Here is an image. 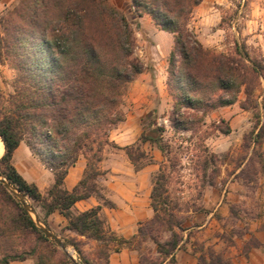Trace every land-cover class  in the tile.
<instances>
[{
    "label": "trees",
    "instance_id": "16d2710c",
    "mask_svg": "<svg viewBox=\"0 0 264 264\" xmlns=\"http://www.w3.org/2000/svg\"><path fill=\"white\" fill-rule=\"evenodd\" d=\"M202 1L131 0L132 22L107 0H18L0 15V63H9L17 71L15 94L11 96L13 107L0 116V137L5 149L0 158V175L38 201L46 218L58 211L67 219L65 230L105 246L116 242L137 249V238L145 236L154 223L166 222L171 236L165 242L152 238L158 245L159 259L148 264H162L165 259L166 264H175L174 253L181 240L175 228L183 229L178 215L168 211L171 201L164 169L153 179L155 216L139 228L133 239L123 240L109 232L99 216V206L82 212L74 206L93 193L110 204L98 186L97 179L103 172L97 165L111 130L125 119V91L144 70V63L135 55L137 42L132 26H139V17L148 14L159 29L174 37L168 59V90L174 104L170 121L176 130L194 129L210 110L235 102L249 74L257 73L254 63L250 68L240 66L234 57L216 54L200 42L190 21ZM154 128L164 131L163 127L154 126L142 140H158L153 135ZM219 129L228 132L229 127ZM262 132L257 134L256 142H260ZM22 141L54 173L55 183L46 196L13 164L14 152ZM128 153L141 167L138 161L146 154L141 150L135 154L133 149ZM80 154L88 158V168L78 186L66 190L64 178ZM216 158L212 153L204 161V168L215 164ZM42 223L49 228L47 219ZM31 239L30 249L15 250L31 244ZM69 242L82 256L79 242ZM0 247L12 249L0 258V264L36 254V264H74L1 181ZM108 250L110 253L112 249ZM201 264L224 263L222 259H202Z\"/></svg>",
    "mask_w": 264,
    "mask_h": 264
},
{
    "label": "crops",
    "instance_id": "0c3cea01",
    "mask_svg": "<svg viewBox=\"0 0 264 264\" xmlns=\"http://www.w3.org/2000/svg\"><path fill=\"white\" fill-rule=\"evenodd\" d=\"M14 1L0 0V11ZM138 20L141 28L144 22H150L153 36L166 39L162 48V45L158 46L164 56L169 55L174 43L173 34L159 29L148 14ZM12 71L0 63L1 82L6 74L10 77ZM168 77V65L162 69L144 68L127 87L125 119L111 130L109 143L104 147L102 160L97 165L103 172L97 179L98 186L110 204L93 193L77 201L74 206L79 212L99 206V216L105 228L123 240L133 239L139 228L155 216L152 206L153 179L168 161L169 150L166 146L171 147L175 142L171 135L190 133L191 136L193 133V129L176 130L171 125L170 114L174 104L168 90ZM242 110L244 108L236 100L210 110L203 117L202 124L211 120L228 124V132L216 127L204 138L206 146L216 155L228 152L237 155L244 147L246 133L250 132L247 126L251 124L252 140L248 157L243 162L224 161L216 181L213 184L206 182L202 191L203 208H190L187 211L190 218L183 226L181 240L174 253L175 264H201L202 259L207 262L222 259V263L228 264H264V133L260 142L255 140L264 116L259 117L261 122L255 123L253 112L251 118L249 111ZM149 116H154L156 121L148 123ZM245 119L248 124L242 123ZM154 125L164 128L159 135L153 134L158 140H142L144 135L151 134ZM137 147L146 154L145 158L140 159L139 168L128 153ZM258 150L262 152L263 160L259 156L258 159L253 158ZM251 155L254 170L252 177L246 179L241 173ZM34 158L26 142L22 141L14 152L13 164L27 181L35 183L43 194H47L55 183L54 173L40 160L39 165ZM27 164L33 171L29 170L31 167L28 165V168ZM37 168L40 170L37 171ZM87 168L88 158L80 154L76 163L69 168L63 188L74 190ZM242 204L252 210L250 215L245 212V218L234 208ZM47 219L50 225L60 228L67 225V219L58 211L51 213ZM66 231L76 235L70 230ZM167 261L165 259L162 264ZM109 264H141L140 252L122 245L119 250L110 253Z\"/></svg>",
    "mask_w": 264,
    "mask_h": 264
},
{
    "label": "rangeland",
    "instance_id": "374dc122",
    "mask_svg": "<svg viewBox=\"0 0 264 264\" xmlns=\"http://www.w3.org/2000/svg\"><path fill=\"white\" fill-rule=\"evenodd\" d=\"M107 1L125 13L130 22L134 21V8L131 6V0ZM17 2L18 0H15L10 6L3 8L0 11V15ZM190 25L200 42L214 53L234 57L240 63V66L243 67L250 68L252 67V63L257 66V73L252 72L249 74L247 83L241 86L237 101H239V105L242 108L247 107V109L244 108V110L249 111L251 118L253 112L255 123L261 122L259 117L262 115L264 116V0H203L199 8L198 6L195 7ZM132 26L135 29V38L137 42L135 55L144 63V68L147 70H154L157 67L160 69L166 67L169 63V55L164 56L158 46V44H160L162 48L166 43V39L163 36H153L152 28H150L152 24H150V22H144L143 28H141L140 25L136 26L132 24ZM4 65H7L13 71L10 77L6 74V77L2 78V82L0 80V116L9 108L13 107L11 96L15 94V80L17 76V71L9 63ZM127 101L128 88L122 100L123 110ZM244 110H242V112ZM154 121H156L154 116H149L147 119V122L150 124ZM244 122L247 123L246 119L242 121L243 124ZM154 126L158 128L161 127L160 125ZM216 127L225 129L228 127V124L225 122L216 123L212 120L204 124L198 123L193 129L191 136L190 133L178 134L179 136H177L176 133L175 136L171 135V137L174 138L173 140H175V142H172V146H166L169 151L164 172L167 176V194L171 201V206H169L168 211L173 210L178 215V219L183 222V226L190 218V215L187 214L190 208L194 210H201L203 208L202 191L204 185L210 180L216 181V177L221 171L220 165L224 161H234L235 163L243 162L248 157L249 143L252 140V130H250L252 124L247 126L250 132L246 133L244 147H242L237 155L233 156L229 152L217 155L216 163L209 164L204 168V161L213 153L209 147L206 146L204 138L207 134L214 132ZM260 130L264 133V121L261 124ZM153 131L154 135H159L160 133L156 128H154ZM171 132L174 133L173 130H171ZM185 140H188V143H185ZM133 151L136 154L137 151H140V148L139 150L133 149ZM258 156L263 160L262 152L259 150L253 158L258 159ZM34 157L40 165L38 161L39 158L35 155ZM252 160L251 155L241 173L246 179L252 177V172L254 170V168H252ZM138 163H140V160ZM28 165L29 164H27V167ZM1 168L2 165L0 164V169ZM29 170L33 171L32 167L29 168ZM38 170L40 169L37 168V171ZM10 193L12 192L10 191ZM44 195L46 196L47 194ZM14 196L17 198L16 195ZM26 200L35 208L36 215L41 222L47 219L38 201L27 195ZM234 208L238 213L243 215L244 218L246 217L245 212L247 214L249 213V215L252 213V210H249L248 206H243V204L235 206ZM31 216L35 218L34 214H31ZM165 218L167 220V217ZM166 225V222L162 221L154 223L152 227L147 230L145 236H140L134 242V246L140 252V260L144 264L159 259V255L157 254L158 245L152 238L161 242L167 241L171 233L165 228ZM48 227L51 231L56 233L68 247L73 248L74 255L76 256H74L75 259L82 264L88 263L86 259L89 260L91 264H108V249H112L110 251L111 253L119 250L120 246H122L118 245L116 242L111 243L110 246H105L96 242L94 239L73 235L64 228H60L54 224L50 225L49 222ZM175 229L182 235L183 229L180 230L177 227ZM72 240L79 242L83 253L82 256L77 252L74 245L69 242ZM30 242L31 244L26 243L14 249L21 252L26 249L28 250L33 245L32 239ZM40 249L42 250L43 247H40ZM9 251H12V249L0 247V258ZM60 252L64 253L61 249ZM37 260L38 256L36 254L22 261H13L10 264H36ZM224 264L228 263L225 262Z\"/></svg>",
    "mask_w": 264,
    "mask_h": 264
},
{
    "label": "water",
    "instance_id": "95a60500",
    "mask_svg": "<svg viewBox=\"0 0 264 264\" xmlns=\"http://www.w3.org/2000/svg\"><path fill=\"white\" fill-rule=\"evenodd\" d=\"M0 181L4 184V186L11 191L14 195L17 196L21 206L30 214H34L35 218L34 221L37 224V226L40 228V230L49 238L51 239L64 253L67 257H69V259H71L73 261L74 264H82L79 261H77L75 259V257L73 256L72 253H70L67 250V244L53 231H51L49 228H47L40 220L39 217L36 215V210L34 207H32L26 200V195L22 192H20L16 186H14L13 184H11L6 177H2L0 175ZM77 252L79 253V251L77 250ZM80 254V253H79ZM84 264H88V263H84Z\"/></svg>",
    "mask_w": 264,
    "mask_h": 264
},
{
    "label": "bare ground",
    "instance_id": "6f19581e",
    "mask_svg": "<svg viewBox=\"0 0 264 264\" xmlns=\"http://www.w3.org/2000/svg\"><path fill=\"white\" fill-rule=\"evenodd\" d=\"M4 150H5V149H4V144H3L2 139L0 138V157L3 155ZM67 250H68L70 253H72L73 256H75V255H74V250H73V248L67 247ZM75 257H76V256H75Z\"/></svg>",
    "mask_w": 264,
    "mask_h": 264
}]
</instances>
